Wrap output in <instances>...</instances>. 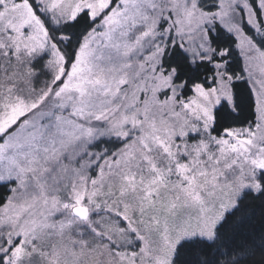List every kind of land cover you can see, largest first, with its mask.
Here are the masks:
<instances>
[{"label": "snow or ice", "instance_id": "6c2138e0", "mask_svg": "<svg viewBox=\"0 0 264 264\" xmlns=\"http://www.w3.org/2000/svg\"><path fill=\"white\" fill-rule=\"evenodd\" d=\"M0 264H264V0H0Z\"/></svg>", "mask_w": 264, "mask_h": 264}]
</instances>
